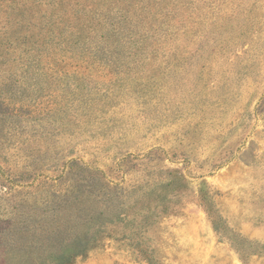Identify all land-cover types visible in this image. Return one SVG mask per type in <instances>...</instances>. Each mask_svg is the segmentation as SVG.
Returning <instances> with one entry per match:
<instances>
[{"label": "rangeland", "instance_id": "374dc122", "mask_svg": "<svg viewBox=\"0 0 264 264\" xmlns=\"http://www.w3.org/2000/svg\"><path fill=\"white\" fill-rule=\"evenodd\" d=\"M49 33L113 66L0 89V264H264V0H0Z\"/></svg>", "mask_w": 264, "mask_h": 264}, {"label": "trees", "instance_id": "16d2710c", "mask_svg": "<svg viewBox=\"0 0 264 264\" xmlns=\"http://www.w3.org/2000/svg\"><path fill=\"white\" fill-rule=\"evenodd\" d=\"M150 14L149 12L146 16ZM146 16L144 21L139 23L125 16L124 21L127 26L124 30L121 33L109 31V37L115 40L120 38L122 45L134 49L135 44L138 43L136 38H143L137 36L135 28L144 22L148 24L145 21ZM48 36L56 37L52 33L45 34L43 44L31 45L27 49L17 44L0 48L1 52L3 51L0 53V66H3L0 68L3 72L0 89L4 88L6 91H50L51 89V91H82L83 83L86 81L91 83L90 70L97 69L105 72L106 69L113 66L111 61L104 65L103 59L100 61L96 58V61L90 62L89 60L94 58L93 55H90L89 59L83 58L82 55L75 52L76 48L70 47L68 44L60 46L59 43H53L49 39L51 37ZM101 52H103V56H109L108 50L103 49ZM75 53L76 57H74ZM94 76L99 78L100 75L93 74V78ZM114 76L117 75L114 74ZM66 261L69 262L68 259Z\"/></svg>", "mask_w": 264, "mask_h": 264}]
</instances>
